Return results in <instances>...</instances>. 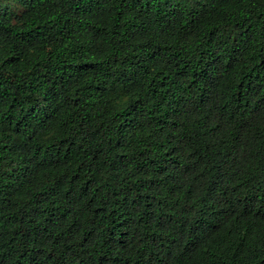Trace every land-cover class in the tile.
<instances>
[{
  "label": "trees",
  "instance_id": "trees-1",
  "mask_svg": "<svg viewBox=\"0 0 264 264\" xmlns=\"http://www.w3.org/2000/svg\"><path fill=\"white\" fill-rule=\"evenodd\" d=\"M0 264H264V0H0Z\"/></svg>",
  "mask_w": 264,
  "mask_h": 264
}]
</instances>
